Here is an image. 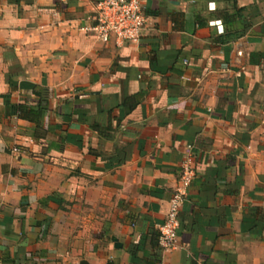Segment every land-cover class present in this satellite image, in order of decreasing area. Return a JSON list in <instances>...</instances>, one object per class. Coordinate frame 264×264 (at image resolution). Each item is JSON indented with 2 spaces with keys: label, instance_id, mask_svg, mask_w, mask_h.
Segmentation results:
<instances>
[{
  "label": "crops",
  "instance_id": "0c3cea01",
  "mask_svg": "<svg viewBox=\"0 0 264 264\" xmlns=\"http://www.w3.org/2000/svg\"><path fill=\"white\" fill-rule=\"evenodd\" d=\"M141 5L118 44L95 0H0V264H264V0Z\"/></svg>",
  "mask_w": 264,
  "mask_h": 264
},
{
  "label": "built area",
  "instance_id": "2783aa9c",
  "mask_svg": "<svg viewBox=\"0 0 264 264\" xmlns=\"http://www.w3.org/2000/svg\"><path fill=\"white\" fill-rule=\"evenodd\" d=\"M141 1L95 0L93 24L84 30L95 33L102 43H107L111 37H114L118 44L139 42L146 24ZM193 164V158L190 156L181 164L179 183L169 201L167 216L158 229V245L163 251H170L176 245L179 213L195 178Z\"/></svg>",
  "mask_w": 264,
  "mask_h": 264
},
{
  "label": "trees",
  "instance_id": "16d2710c",
  "mask_svg": "<svg viewBox=\"0 0 264 264\" xmlns=\"http://www.w3.org/2000/svg\"><path fill=\"white\" fill-rule=\"evenodd\" d=\"M38 109H40V108H36V110L32 109L31 112L38 113L39 111H41V110H38ZM17 111H18L20 117H24V115L22 113L23 112V107L22 106L18 107Z\"/></svg>",
  "mask_w": 264,
  "mask_h": 264
}]
</instances>
